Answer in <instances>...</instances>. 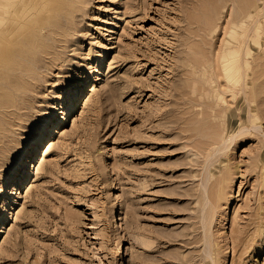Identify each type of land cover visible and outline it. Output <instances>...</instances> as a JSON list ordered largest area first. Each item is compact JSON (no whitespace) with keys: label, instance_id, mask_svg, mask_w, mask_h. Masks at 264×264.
Returning <instances> with one entry per match:
<instances>
[{"label":"rangeland","instance_id":"374dc122","mask_svg":"<svg viewBox=\"0 0 264 264\" xmlns=\"http://www.w3.org/2000/svg\"><path fill=\"white\" fill-rule=\"evenodd\" d=\"M80 5L0 82V264H264V0Z\"/></svg>","mask_w":264,"mask_h":264},{"label":"bare ground","instance_id":"6f19581e","mask_svg":"<svg viewBox=\"0 0 264 264\" xmlns=\"http://www.w3.org/2000/svg\"><path fill=\"white\" fill-rule=\"evenodd\" d=\"M81 1L76 0L70 7H64L61 14L57 15L58 18L55 22H46L45 18L47 17L54 16L53 18H55L54 13L59 6L55 1L54 3L52 0H0V60L2 59L3 62L8 57L12 59L16 56V59L20 61L19 66L13 68L15 71L13 73H10L11 68L7 64L0 65V68L2 67L0 72L1 83L14 84L18 79L25 80L27 77H33L34 73L36 74V69L33 68L34 65H41L46 62L48 56L58 55L71 46L72 36L77 29L74 21H78L76 19L83 15L79 13L83 10L80 5ZM228 27H230V24ZM251 42L253 45L255 44L254 41ZM49 60L52 59L49 58ZM51 66H53V63H51ZM101 75L100 72L98 79H102ZM21 89L23 90V88ZM0 91L8 92V86H0ZM44 151V155H47L50 148ZM4 164L0 159V167L6 165Z\"/></svg>","mask_w":264,"mask_h":264}]
</instances>
